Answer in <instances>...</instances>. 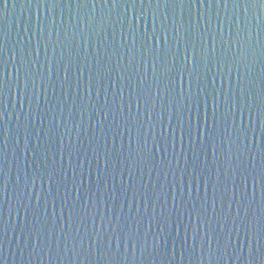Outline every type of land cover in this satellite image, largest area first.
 <instances>
[{
	"label": "water",
	"instance_id": "1",
	"mask_svg": "<svg viewBox=\"0 0 264 264\" xmlns=\"http://www.w3.org/2000/svg\"><path fill=\"white\" fill-rule=\"evenodd\" d=\"M0 264H264V0H0Z\"/></svg>",
	"mask_w": 264,
	"mask_h": 264
}]
</instances>
